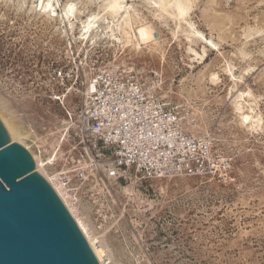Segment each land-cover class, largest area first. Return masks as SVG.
<instances>
[{
	"label": "rangeland",
	"instance_id": "obj_1",
	"mask_svg": "<svg viewBox=\"0 0 264 264\" xmlns=\"http://www.w3.org/2000/svg\"><path fill=\"white\" fill-rule=\"evenodd\" d=\"M53 2L56 14L49 17L39 0H0V105L6 104L0 117L33 153L45 158L59 138L68 154L73 132L63 138L65 111L76 112L82 83L102 66L134 65L158 71L159 95L230 158L222 177L138 175L102 192L83 185L79 207L93 233L110 241L123 264H264V0H190L184 20L159 13L152 0H134L136 22L158 35L124 49L105 37L82 40L79 20L71 31L60 21L66 2L85 19L104 13L100 0ZM185 20L217 44L202 60L188 50L201 53V44L187 41ZM241 91L260 114L257 129L241 124L233 109ZM55 163L49 173L62 158Z\"/></svg>",
	"mask_w": 264,
	"mask_h": 264
},
{
	"label": "built area",
	"instance_id": "obj_2",
	"mask_svg": "<svg viewBox=\"0 0 264 264\" xmlns=\"http://www.w3.org/2000/svg\"><path fill=\"white\" fill-rule=\"evenodd\" d=\"M161 84L158 71L134 65L102 66L82 83L76 112L65 111L62 135L73 132L71 153H63L62 166L51 172L71 205L79 206L85 184L102 192L138 175L226 174L230 158L214 149L210 135L192 129L179 105L159 95Z\"/></svg>",
	"mask_w": 264,
	"mask_h": 264
},
{
	"label": "water",
	"instance_id": "obj_3",
	"mask_svg": "<svg viewBox=\"0 0 264 264\" xmlns=\"http://www.w3.org/2000/svg\"><path fill=\"white\" fill-rule=\"evenodd\" d=\"M0 264H99L66 205L1 119Z\"/></svg>",
	"mask_w": 264,
	"mask_h": 264
},
{
	"label": "bare ground",
	"instance_id": "obj_4",
	"mask_svg": "<svg viewBox=\"0 0 264 264\" xmlns=\"http://www.w3.org/2000/svg\"><path fill=\"white\" fill-rule=\"evenodd\" d=\"M129 1H131V3ZM133 1L134 0H100L101 3L99 5L104 13L100 14L99 11L93 12L88 14L85 19L78 17L79 13L76 10L75 3L66 2L64 5H62V9L58 15L60 21L64 22L65 27H68L70 31L73 29L74 22L77 20L80 21L79 37L82 40H94L96 38L105 37L111 42H115L122 49L131 46L140 48L142 46L141 44L148 45L152 42L154 30L149 23H139V21L136 22L137 13ZM152 1L153 2L151 6L155 7L156 11L159 13L166 12L169 14V16L171 15L176 18H182L183 20L185 19L184 16L187 15V11L190 7V0ZM38 9L40 12L49 17L56 14V7L53 0H39ZM185 23L187 27L183 31L187 41L189 43L199 42L201 44V53L196 52L190 45L187 46L188 50L193 52L194 56L202 60L207 55V51L217 47V44L211 38L206 37L191 22L185 20ZM154 45H157V42H154ZM161 58L163 60V54ZM225 71L228 72L230 78L232 79V85H235L237 78L229 64L228 68H225ZM208 77L209 81L213 83L219 79L218 73L214 71L210 72ZM247 94L248 91L238 92L232 98L231 103L234 111L237 112V115L239 116L240 123L250 129H257L261 123V117L259 113H252L253 109L248 105V102L244 98V96H247ZM0 106H6L5 102H2ZM6 111H9L8 107H6ZM0 119L14 133L21 144L29 151L32 159L44 175L45 179L50 183L63 203L66 205L69 213L72 215L79 229L85 236L99 264H123L120 253L116 252V249L113 248L108 239L93 233L91 223L81 208L79 206H73L67 201L61 187L55 182L53 174L51 175V172H48L52 167L50 165L52 161L54 159H60L63 156V140H60L59 138L52 140L49 154L45 158H42L41 155L38 156L37 154L33 153L30 150V147L26 145L23 140H21L18 134L7 122V118L5 119L4 117H0ZM194 125L195 124H192L191 127Z\"/></svg>",
	"mask_w": 264,
	"mask_h": 264
}]
</instances>
